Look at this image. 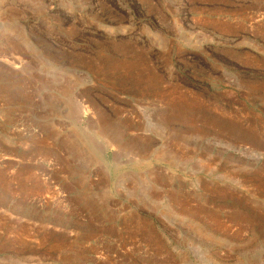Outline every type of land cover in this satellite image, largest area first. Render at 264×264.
<instances>
[{
  "label": "rangeland",
  "instance_id": "rangeland-1",
  "mask_svg": "<svg viewBox=\"0 0 264 264\" xmlns=\"http://www.w3.org/2000/svg\"><path fill=\"white\" fill-rule=\"evenodd\" d=\"M0 264H264V0H0Z\"/></svg>",
  "mask_w": 264,
  "mask_h": 264
},
{
  "label": "bare ground",
  "instance_id": "bare-ground-1",
  "mask_svg": "<svg viewBox=\"0 0 264 264\" xmlns=\"http://www.w3.org/2000/svg\"><path fill=\"white\" fill-rule=\"evenodd\" d=\"M84 112V111H83ZM90 113V112H89ZM103 135V134H102ZM113 144V143H112Z\"/></svg>",
  "mask_w": 264,
  "mask_h": 264
}]
</instances>
